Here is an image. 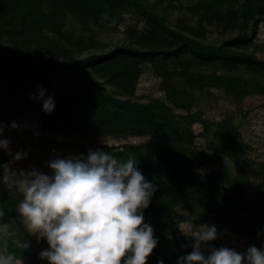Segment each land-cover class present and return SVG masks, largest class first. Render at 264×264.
Segmentation results:
<instances>
[{
	"label": "trees",
	"instance_id": "1",
	"mask_svg": "<svg viewBox=\"0 0 264 264\" xmlns=\"http://www.w3.org/2000/svg\"><path fill=\"white\" fill-rule=\"evenodd\" d=\"M229 1V8L218 5L216 0L213 3L200 2L197 5V24L187 25L189 30L186 29V34L167 25L165 18L144 6L142 0H0V46L6 42L37 63L53 62L54 58L62 60L73 70L83 71L90 81L113 86L103 101L82 93L55 96L53 112L49 115L42 111L41 114V124L46 130L73 129L84 134L117 139L149 136L147 144H106L107 150L118 157L127 159L131 156L135 159L144 176L156 186L151 204L144 213L148 215V222L154 227V235L159 243L148 257L147 264H157L159 260H163L164 264H177L179 256L192 251V239L177 234L180 224L177 209L181 206L190 209L201 221L215 224L218 228L233 225L239 230L257 234L262 232L261 217L247 200L235 190H229L232 187H225L218 173L203 177L199 171L201 161L187 153L188 148L194 147L190 127L197 117L192 112L187 92L172 83L174 78L186 76V67L170 66L165 61L157 60L158 56L174 58L190 54L202 62H219L225 69V75L218 84L233 93L239 92L240 96L251 93L254 88L246 89L249 87L247 84L238 89L242 82L232 74H239L241 66L254 75L264 70V63L257 61L251 53L237 50L243 49L254 39L259 22L264 19V0ZM128 5L140 8L151 24L146 33L137 36V45L126 43L108 51L78 56L76 48H80L85 34L80 33L81 37L73 44L51 35H62L69 20L79 24L81 31L92 30L94 26L117 29L121 10ZM222 22L230 26L240 22L241 28L237 35L224 40L216 50L197 43L191 36H203L206 24ZM146 63L154 64L158 69L168 100L186 113L176 112L160 98L152 97L148 101L136 98L142 66ZM231 77L235 81L232 82ZM252 82L256 84L257 80L253 79ZM203 123L204 132L207 133L209 126L205 121ZM219 136L220 143L216 149L236 163L240 169V180V176L247 173L242 163L246 144L235 137L224 135L223 138L220 133ZM106 146L89 145L84 155L89 149H106ZM3 162H6V158L0 151V163ZM167 170L174 171L170 181L165 178ZM237 181L230 179V183ZM206 183H221L222 186L210 188ZM0 208L5 213L1 220L6 223L8 206L0 200ZM0 245L6 251L8 246L10 253L17 255L21 252L11 241L0 239ZM209 245L220 247L224 244L215 240L208 242L202 246L206 253ZM229 247L244 251L236 246Z\"/></svg>",
	"mask_w": 264,
	"mask_h": 264
},
{
	"label": "rangeland",
	"instance_id": "2",
	"mask_svg": "<svg viewBox=\"0 0 264 264\" xmlns=\"http://www.w3.org/2000/svg\"><path fill=\"white\" fill-rule=\"evenodd\" d=\"M202 1L213 3V0H142V4L163 16L167 25L188 34L186 26H196V15L199 11L197 5ZM216 2L223 8L231 6L229 0H216ZM69 21L62 35H51L73 44L81 37L80 33L85 34L80 48H76L78 56L108 51L126 43L137 45V36L146 33L151 27L140 8L135 5L125 6L121 10L117 29L94 26L92 30L81 31L79 24L73 20ZM240 28V22H235L232 26L226 25V22L206 24L203 36L195 34L191 36L197 43L216 50L224 40L237 35ZM237 50L251 53L257 61L264 63V19L259 22L254 39L243 49ZM157 60L165 61L170 66L186 67V76L176 77L172 83L187 92L192 104V112L197 117L190 127L194 135V147L188 148L187 153L201 161L199 171L203 177L213 172L218 173L223 178L220 180L224 181L225 187H232L229 190H235L247 200L255 212L259 213L263 226L260 229L264 231V70L254 75L246 67L241 66L238 69L239 74L236 72L232 74L242 82L238 89H242L246 84L249 85L246 89L254 88L251 93L240 96L239 92L233 93L218 84L220 78L225 75V69L219 62H202L190 54L174 58L158 56ZM142 68L143 73L137 85L136 98L142 101H148L152 97L160 98L176 112L186 113L184 109L177 108L168 100L164 80L155 65L146 63ZM253 79L257 80L256 84L252 82ZM230 80L235 81L232 77ZM37 85H42L47 89V95L54 97L67 93H82L94 96L100 101H103L108 92L113 90V86L109 84L90 81L83 71L73 70L62 60L54 58L53 62L37 63L23 55L16 47H11L6 42L1 45L0 122L8 126L5 127L4 137L10 139L13 152L23 150L28 153L26 159L14 165L15 168L27 170L36 166L47 172L46 161L51 157L53 149L57 150V154L64 156L84 155L89 145L102 144L101 141L119 146L149 142L147 135L117 139L111 136L84 134L73 129L46 130L41 124L43 102L30 99V96L37 92ZM12 121L21 125L26 124L27 127L10 129ZM203 121L209 126L207 133L204 132ZM223 122L224 125H221ZM37 132L39 135L35 134ZM217 132L223 138L224 135H228L246 144L242 163L247 173L241 175L240 180L238 179L240 169L236 163L225 156L224 152L219 153L216 149L220 143ZM0 151L4 154L6 162L11 159L7 152ZM173 173V170H167L165 178L170 181L173 179ZM230 179L239 181L230 183ZM197 186L201 188L199 184ZM206 186L218 189L222 184L206 183ZM20 199L22 197L19 194L12 197L0 186V200L8 206L6 223L9 224L8 234L0 239L11 241L18 247L21 252L14 254L21 264H49L39 255L49 245L46 240L38 241L37 237L27 230L23 217L17 211V203ZM177 213L180 218L178 235H186L185 233H190L197 225L207 223L201 221L198 215H193L185 206L178 207ZM144 215L145 222H148V215L145 213ZM220 227L218 239L215 241L224 245L236 246L242 250L249 245L258 247L264 245V234L258 236L255 232L239 230L233 225ZM1 247L2 245L0 250H4ZM6 248L10 252V248L8 246Z\"/></svg>",
	"mask_w": 264,
	"mask_h": 264
},
{
	"label": "clouds",
	"instance_id": "3",
	"mask_svg": "<svg viewBox=\"0 0 264 264\" xmlns=\"http://www.w3.org/2000/svg\"><path fill=\"white\" fill-rule=\"evenodd\" d=\"M36 88L30 99L42 101L43 111L50 115L54 95H47L42 85ZM5 127L0 122V150L11 159L0 163V186L10 196L22 197L17 211L27 230L49 245L39 253L41 259L49 264H147L159 243L144 215L156 186L135 159L118 157L101 141L106 149H89L87 155L64 156L53 149L46 161L47 172L36 166L15 168L28 153L13 152L10 139L4 137ZM20 127L27 125L10 124V129ZM4 215L0 210V218ZM8 230L9 224L0 220V238ZM185 234L192 239V251L179 256L177 264H264V245H249L243 252L209 245L206 253L202 246L219 236L214 224L201 223ZM0 264L21 262L14 253L0 250Z\"/></svg>",
	"mask_w": 264,
	"mask_h": 264
}]
</instances>
